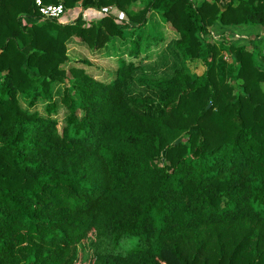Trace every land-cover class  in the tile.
Returning <instances> with one entry per match:
<instances>
[{
	"label": "trees",
	"instance_id": "1",
	"mask_svg": "<svg viewBox=\"0 0 264 264\" xmlns=\"http://www.w3.org/2000/svg\"><path fill=\"white\" fill-rule=\"evenodd\" d=\"M35 1L0 0V264H264V41L233 39L264 28V0H40L78 7L68 23ZM151 14L177 34L168 78L142 75ZM73 39L129 40L138 63L98 80Z\"/></svg>",
	"mask_w": 264,
	"mask_h": 264
},
{
	"label": "rangeland",
	"instance_id": "2",
	"mask_svg": "<svg viewBox=\"0 0 264 264\" xmlns=\"http://www.w3.org/2000/svg\"><path fill=\"white\" fill-rule=\"evenodd\" d=\"M146 2L147 0H140L133 9L135 11L140 9L146 4ZM77 8L73 11H67L62 20H71L78 10ZM100 14L101 13L96 15L100 16ZM156 16H153L151 14L148 25L145 29L140 31V55L144 56V58L141 59L140 62L142 63L141 67L143 68L142 75L149 76L151 80L168 78L174 73V70L177 67H180L182 65L181 58L176 57V53L174 51V43L177 34L173 32L170 29V26L166 24L160 17ZM246 31H241L244 34L238 33V35L233 39H240L243 44H249V41L254 38L253 35L258 33L261 40L264 41V28H253L252 33H246ZM247 34L250 37H248ZM67 48V52L73 66L84 67V69L88 70L89 73L93 71L91 73L94 77L104 81H110V79L115 76V70L120 62L119 58H123L128 61L132 60L135 63H138L137 60L129 58L126 54L130 49L129 40L122 42L118 39L108 44L105 50H102L101 54H95L89 51L77 40L74 41L73 44H69ZM247 49L251 50V47L247 46ZM225 57L226 56L222 54L219 58V61H225ZM262 87L264 88V83L262 84ZM127 93L131 97V100L139 98H142L144 100L150 99V101L145 103L132 102L134 109H138L140 112L148 114H155L159 110L160 98L158 96V93L150 90L146 84L134 83L132 87L127 90ZM22 106L24 107L23 103ZM42 109V104L36 107V110L40 111L41 113H43ZM66 115V112L61 108L58 109L54 116L56 121L58 122L57 129L59 131L65 123Z\"/></svg>",
	"mask_w": 264,
	"mask_h": 264
},
{
	"label": "built area",
	"instance_id": "3",
	"mask_svg": "<svg viewBox=\"0 0 264 264\" xmlns=\"http://www.w3.org/2000/svg\"><path fill=\"white\" fill-rule=\"evenodd\" d=\"M35 2H36L37 7L39 8V12H40L43 19H56L60 23H68V22L72 21L76 15V13H75L71 20L64 21L62 19H63L64 15L67 13V11L65 10L63 5H61V4L43 5L40 0H36ZM96 14H99V11L87 12L85 14V18L90 20L91 18L97 17Z\"/></svg>",
	"mask_w": 264,
	"mask_h": 264
},
{
	"label": "crops",
	"instance_id": "4",
	"mask_svg": "<svg viewBox=\"0 0 264 264\" xmlns=\"http://www.w3.org/2000/svg\"><path fill=\"white\" fill-rule=\"evenodd\" d=\"M74 41H76V39H73V40L71 41V44H73V43H74ZM86 71L89 73V71H88V70H86ZM91 72H93V71H91ZM91 72H90V74H92ZM92 76H93V75H92ZM93 77H94V76H93ZM94 78H96V77H94ZM96 79H98V78H96ZM98 80H99V79H98Z\"/></svg>",
	"mask_w": 264,
	"mask_h": 264
},
{
	"label": "water",
	"instance_id": "5",
	"mask_svg": "<svg viewBox=\"0 0 264 264\" xmlns=\"http://www.w3.org/2000/svg\"><path fill=\"white\" fill-rule=\"evenodd\" d=\"M176 143H177V141H176Z\"/></svg>",
	"mask_w": 264,
	"mask_h": 264
}]
</instances>
